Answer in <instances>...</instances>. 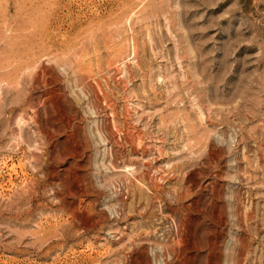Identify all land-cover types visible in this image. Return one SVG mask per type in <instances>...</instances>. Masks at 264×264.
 <instances>
[{
	"label": "rangeland",
	"instance_id": "obj_1",
	"mask_svg": "<svg viewBox=\"0 0 264 264\" xmlns=\"http://www.w3.org/2000/svg\"><path fill=\"white\" fill-rule=\"evenodd\" d=\"M0 264H264V0H0Z\"/></svg>",
	"mask_w": 264,
	"mask_h": 264
}]
</instances>
